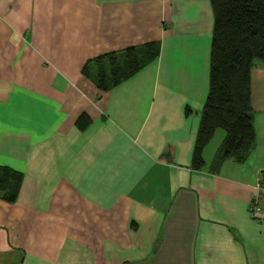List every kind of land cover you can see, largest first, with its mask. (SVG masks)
<instances>
[{"label":"crops","instance_id":"1","mask_svg":"<svg viewBox=\"0 0 264 264\" xmlns=\"http://www.w3.org/2000/svg\"><path fill=\"white\" fill-rule=\"evenodd\" d=\"M209 0H0V264H264V66L250 70L255 144L192 166L209 84ZM159 43L108 90L82 72L101 54ZM85 123L80 126L78 120Z\"/></svg>","mask_w":264,"mask_h":264},{"label":"trees","instance_id":"2","mask_svg":"<svg viewBox=\"0 0 264 264\" xmlns=\"http://www.w3.org/2000/svg\"><path fill=\"white\" fill-rule=\"evenodd\" d=\"M213 13L208 91L201 108L193 147L192 166L204 165L202 151L217 129L224 132L210 170L217 172L227 159L242 162L255 144L250 102V70L264 66V0H209ZM159 43L150 42L107 52L88 60L82 72L100 90H108L155 60ZM80 126L85 123H81ZM22 173L0 166V197L16 200ZM264 187V171L259 182ZM264 210V200L262 208ZM255 216V215H254Z\"/></svg>","mask_w":264,"mask_h":264},{"label":"built area","instance_id":"3","mask_svg":"<svg viewBox=\"0 0 264 264\" xmlns=\"http://www.w3.org/2000/svg\"><path fill=\"white\" fill-rule=\"evenodd\" d=\"M256 192L254 193L249 205V213L254 216L262 208V202L264 200V187L258 182L255 185Z\"/></svg>","mask_w":264,"mask_h":264}]
</instances>
